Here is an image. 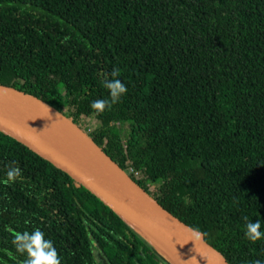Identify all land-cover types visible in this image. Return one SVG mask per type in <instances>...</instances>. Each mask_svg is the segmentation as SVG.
<instances>
[{"label": "trees", "instance_id": "obj_1", "mask_svg": "<svg viewBox=\"0 0 264 264\" xmlns=\"http://www.w3.org/2000/svg\"><path fill=\"white\" fill-rule=\"evenodd\" d=\"M113 68L128 91L95 115ZM0 83L83 124L230 264L264 262L243 219L264 231V0H0ZM11 161L22 178L5 185ZM35 228L61 264H174L0 131V264H22L14 233Z\"/></svg>", "mask_w": 264, "mask_h": 264}, {"label": "water", "instance_id": "obj_2", "mask_svg": "<svg viewBox=\"0 0 264 264\" xmlns=\"http://www.w3.org/2000/svg\"><path fill=\"white\" fill-rule=\"evenodd\" d=\"M0 131L68 174L174 264H230L202 231L194 237L196 228L161 206L82 128L44 100L0 83Z\"/></svg>", "mask_w": 264, "mask_h": 264}, {"label": "clouds", "instance_id": "obj_3", "mask_svg": "<svg viewBox=\"0 0 264 264\" xmlns=\"http://www.w3.org/2000/svg\"><path fill=\"white\" fill-rule=\"evenodd\" d=\"M101 75L103 76V87L108 91V97L97 98L91 102L90 108L95 115H100L106 110H110L113 105L120 102L121 97L128 91L127 86L118 78L120 75L118 68H113L110 73H101ZM21 178L22 169L16 161H11L3 183L5 185L12 184ZM243 219L245 221L244 237L247 240L255 243L264 239V231L261 230L260 219H256L254 222L249 220L247 216L243 217ZM192 234L197 238L200 236L198 229H193ZM12 244L16 252L25 257L22 264H61V259L53 246V242L45 239L43 231L39 228H35L31 232H15ZM254 264H264V262L256 260Z\"/></svg>", "mask_w": 264, "mask_h": 264}, {"label": "rangeland", "instance_id": "obj_4", "mask_svg": "<svg viewBox=\"0 0 264 264\" xmlns=\"http://www.w3.org/2000/svg\"><path fill=\"white\" fill-rule=\"evenodd\" d=\"M80 126L86 130V127H85L83 124H80ZM110 155H111L114 159L117 158V157H116V154H115V151H111V152H110ZM94 252H96L95 249H94ZM158 253H159V252H158ZM159 254H160V253H159ZM160 255L162 256V254H160Z\"/></svg>", "mask_w": 264, "mask_h": 264}, {"label": "built area", "instance_id": "obj_5", "mask_svg": "<svg viewBox=\"0 0 264 264\" xmlns=\"http://www.w3.org/2000/svg\"><path fill=\"white\" fill-rule=\"evenodd\" d=\"M133 171V169L131 168V167H129L128 169H127V173H130V172H132Z\"/></svg>", "mask_w": 264, "mask_h": 264}]
</instances>
